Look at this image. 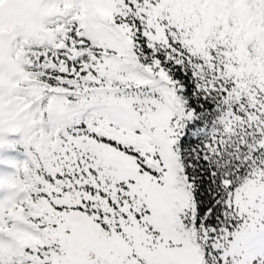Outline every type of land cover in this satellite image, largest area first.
<instances>
[{"label": "snow or ice", "instance_id": "obj_1", "mask_svg": "<svg viewBox=\"0 0 264 264\" xmlns=\"http://www.w3.org/2000/svg\"><path fill=\"white\" fill-rule=\"evenodd\" d=\"M0 264H264V0H0Z\"/></svg>", "mask_w": 264, "mask_h": 264}]
</instances>
